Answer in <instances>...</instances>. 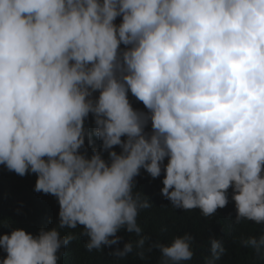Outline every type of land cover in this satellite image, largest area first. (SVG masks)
Instances as JSON below:
<instances>
[{
    "label": "clouds",
    "instance_id": "obj_1",
    "mask_svg": "<svg viewBox=\"0 0 264 264\" xmlns=\"http://www.w3.org/2000/svg\"><path fill=\"white\" fill-rule=\"evenodd\" d=\"M0 165L59 205L0 234V264H58L78 226L89 251L141 236V169L175 209L213 216L231 189L235 223L264 224V0H0ZM148 239L113 254L226 264L215 238ZM241 243L264 256V231Z\"/></svg>",
    "mask_w": 264,
    "mask_h": 264
},
{
    "label": "trees",
    "instance_id": "obj_2",
    "mask_svg": "<svg viewBox=\"0 0 264 264\" xmlns=\"http://www.w3.org/2000/svg\"><path fill=\"white\" fill-rule=\"evenodd\" d=\"M115 22L119 23L120 18L118 17ZM121 47L124 46L121 45ZM129 99L134 108L146 111L143 104L132 97L131 93H129ZM86 126H94L91 115L86 121ZM100 143L98 139H95L93 146L99 149ZM93 146L88 147L89 154ZM114 150L120 151L119 147ZM104 156L106 158L107 154L104 153ZM162 178L163 173L161 177L152 178L143 169L140 175L135 177V191H140L151 203V206L141 210L137 217V223L142 228L141 236L149 238L145 241L144 250H154L151 244L155 241L166 239L164 243L166 245L173 238L189 233L194 236L197 249L210 241V238L224 243L228 248L226 264H248V256L251 258L250 262L264 264V256L257 255L252 248L244 247L241 243L242 239L261 234L264 231V224H256L248 220L235 223L236 210L234 201L231 200V189L228 190L229 203L224 208L217 209L213 216L205 217L198 209L173 208L170 201L160 194V189L163 187ZM35 180L34 173L21 177L0 165V234H5L15 227L35 234L43 227L48 214L54 213V210L59 207L53 195L34 191ZM82 231L83 228L78 226L68 234L73 236V239L57 253L58 264H120V262L155 264L156 255L154 258L150 255L140 261H121V257L113 254L116 249H122L127 242L137 246V241L141 236L135 233H128L122 229L117 233L121 238L118 244L102 246L101 250L89 251L85 246L87 237L81 235ZM5 255L6 253L0 249V260ZM183 264H204V261L194 254L192 260L183 262Z\"/></svg>",
    "mask_w": 264,
    "mask_h": 264
}]
</instances>
